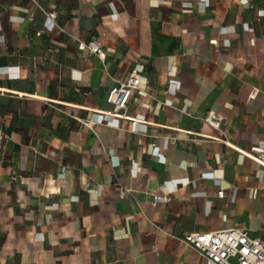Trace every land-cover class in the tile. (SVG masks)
I'll use <instances>...</instances> for the list:
<instances>
[{
    "label": "crops",
    "instance_id": "1",
    "mask_svg": "<svg viewBox=\"0 0 264 264\" xmlns=\"http://www.w3.org/2000/svg\"><path fill=\"white\" fill-rule=\"evenodd\" d=\"M253 147L264 0H0V264H205L186 234L264 239Z\"/></svg>",
    "mask_w": 264,
    "mask_h": 264
},
{
    "label": "built area",
    "instance_id": "2",
    "mask_svg": "<svg viewBox=\"0 0 264 264\" xmlns=\"http://www.w3.org/2000/svg\"><path fill=\"white\" fill-rule=\"evenodd\" d=\"M47 15L50 20H54V12ZM78 49L87 54H93L102 61L105 60L106 52L96 38L79 41ZM139 84V74L132 71L124 81H118L111 87L106 96L107 103L112 106L109 113L123 116ZM256 91V88H253L249 96L253 97ZM222 120L221 115L212 113L207 123L219 129ZM262 154L264 149L253 147L248 156L264 165ZM183 242L204 258L205 264H264V239L252 236L244 228L231 227L211 232H190L184 236Z\"/></svg>",
    "mask_w": 264,
    "mask_h": 264
}]
</instances>
